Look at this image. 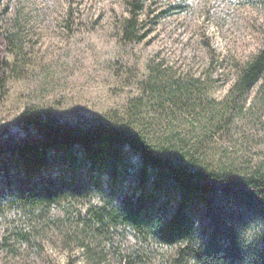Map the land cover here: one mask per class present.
I'll list each match as a JSON object with an SVG mask.
<instances>
[{
    "label": "rangeland",
    "instance_id": "1",
    "mask_svg": "<svg viewBox=\"0 0 264 264\" xmlns=\"http://www.w3.org/2000/svg\"><path fill=\"white\" fill-rule=\"evenodd\" d=\"M130 1L0 0V27L16 34L0 83V135L26 132L21 114L29 108L140 129L161 149L202 166L263 170L260 83L242 101L227 108L225 101L264 43V2L144 0L137 33L145 36L129 40L122 23ZM149 65L156 66V82H187L186 95L144 94ZM88 208L87 201L68 210L53 206L39 220L0 215V264H119L130 251L142 252L128 229L112 237L97 230ZM169 253L153 243L137 264H165Z\"/></svg>",
    "mask_w": 264,
    "mask_h": 264
},
{
    "label": "trees",
    "instance_id": "2",
    "mask_svg": "<svg viewBox=\"0 0 264 264\" xmlns=\"http://www.w3.org/2000/svg\"><path fill=\"white\" fill-rule=\"evenodd\" d=\"M142 1H130L122 23L129 40L145 36L137 33ZM15 36L0 27V83ZM148 67L144 94L186 95L187 82H156V66ZM258 83L264 92V43L240 68L225 108ZM21 118L26 132L0 135L1 216L39 220L53 206L87 201L97 230L112 237L128 229L140 244L141 253L130 251L119 264H137L153 243L170 250L165 264H264V169L238 174L202 166L109 120L79 123L29 108Z\"/></svg>",
    "mask_w": 264,
    "mask_h": 264
}]
</instances>
